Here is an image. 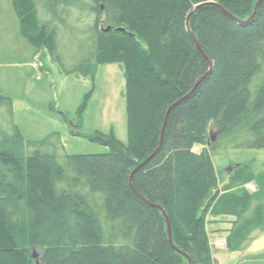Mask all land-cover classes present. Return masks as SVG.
Here are the masks:
<instances>
[{
    "label": "trees",
    "instance_id": "obj_1",
    "mask_svg": "<svg viewBox=\"0 0 264 264\" xmlns=\"http://www.w3.org/2000/svg\"><path fill=\"white\" fill-rule=\"evenodd\" d=\"M259 1L12 0L21 34L67 74L123 65L128 138L89 137L110 149L95 155H67L58 133L26 142L0 89V264H216L208 218L231 221L229 253L264 232V173L240 166L219 191L209 155L264 150ZM206 2L223 11L190 17Z\"/></svg>",
    "mask_w": 264,
    "mask_h": 264
},
{
    "label": "rangeland",
    "instance_id": "obj_2",
    "mask_svg": "<svg viewBox=\"0 0 264 264\" xmlns=\"http://www.w3.org/2000/svg\"><path fill=\"white\" fill-rule=\"evenodd\" d=\"M188 21L187 29L191 32ZM136 74L142 77L143 71L138 70ZM143 88L139 96L144 101L149 98L146 82ZM0 89L13 101L14 122L26 142H39L58 133L67 155L110 152L109 148L91 142L89 137H109L111 132L117 140L127 144L123 65L103 62L98 65L92 79L67 74L60 63L51 58L47 49L39 51L21 34L12 0H0ZM87 95L89 99L86 100ZM85 102L87 109L80 115V108ZM136 126L141 129L139 123ZM209 137L207 148L210 151L211 143L215 142L213 127H210ZM201 150L202 147L194 148L196 152ZM209 155L220 186L229 185L230 178L240 166L258 175L264 173V150L210 151ZM243 189L251 194L258 191L256 182L247 184ZM231 227L230 220L208 218L207 229L216 264H264V232L256 230L241 251L229 253L226 239ZM35 254L38 256L37 252Z\"/></svg>",
    "mask_w": 264,
    "mask_h": 264
},
{
    "label": "water",
    "instance_id": "obj_3",
    "mask_svg": "<svg viewBox=\"0 0 264 264\" xmlns=\"http://www.w3.org/2000/svg\"><path fill=\"white\" fill-rule=\"evenodd\" d=\"M262 2V0H260L259 1V3H258V5L260 4ZM208 5H213V6H216V7H218L220 10H222L219 6H217L216 4H214V3H210V4H203V5H199V6H197L195 9H194V11H193V13L190 15V17L197 11V10H199V9H201V8H203V7H206V6H208ZM258 5L256 6V8H255V12H256V10H257V7H258ZM223 11V10H222ZM190 17H189V19L188 20H190ZM235 20V19H234ZM236 21V20H235ZM189 22V21H188ZM108 30H110V29H108ZM119 32H123V30L122 29H119L118 30ZM197 44V43H196ZM197 48H198V50L200 51V48H199V46H198V44H197ZM203 55V54H202ZM174 106H172L170 109H169V111L173 108ZM152 158V157H151ZM151 158H149L144 164H142L140 167H138V169H140V168H142ZM137 169V170H138ZM137 170L136 171H134V173L135 172H137ZM133 173V174H134ZM133 176V175H132ZM131 176V177H132ZM169 231L171 232V230H170V226H169ZM169 242H170V245L173 247V249H175L176 250V248L174 247V245H173V243H172V236H171V234H170V236H169ZM37 255L36 254H34V258L35 259H37ZM188 259V261H189V264H192V262H191V260H190V258L188 257L187 258ZM37 264H38V262H37Z\"/></svg>",
    "mask_w": 264,
    "mask_h": 264
},
{
    "label": "bare ground",
    "instance_id": "obj_4",
    "mask_svg": "<svg viewBox=\"0 0 264 264\" xmlns=\"http://www.w3.org/2000/svg\"><path fill=\"white\" fill-rule=\"evenodd\" d=\"M215 136H216V135H215ZM160 146H161V145H160ZM159 149H160V147H159ZM159 149H158V150H159ZM158 150H157V151H158ZM157 151H156L151 157H153V156L157 153ZM151 157H149V158H151ZM149 158H148V159H149ZM148 159H147V160H148ZM151 159H152V158H151ZM151 159H150V160H151ZM147 160H146V161H147ZM150 160H149V161H150ZM146 161H144L142 164H144ZM149 161H148V162H149ZM148 162H147V163H148ZM147 163H146V164H147ZM142 164H141V165H142ZM141 165H139V167H140ZM137 169H138V168H137ZM137 169H136V170H137ZM136 170H135V171H136ZM133 173H134V172H133ZM133 173H132V174H133ZM225 186H226V185H225ZM225 186H224V185L219 186V191H221ZM165 216H166V214H165ZM166 219H167V225H168V231H169V226H170V230H171V224H170V221H169V219H168L167 216H166ZM170 234H171V232L169 231V236H170ZM171 236H172V234H171ZM186 258H188V257H186ZM190 260H191V259H190ZM188 262H189V261H188Z\"/></svg>",
    "mask_w": 264,
    "mask_h": 264
}]
</instances>
